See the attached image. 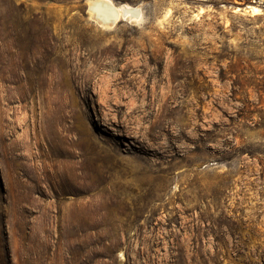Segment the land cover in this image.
<instances>
[{"label": "rangeland", "instance_id": "1", "mask_svg": "<svg viewBox=\"0 0 264 264\" xmlns=\"http://www.w3.org/2000/svg\"><path fill=\"white\" fill-rule=\"evenodd\" d=\"M114 1L0 0V264H264V0Z\"/></svg>", "mask_w": 264, "mask_h": 264}, {"label": "bare ground", "instance_id": "2", "mask_svg": "<svg viewBox=\"0 0 264 264\" xmlns=\"http://www.w3.org/2000/svg\"><path fill=\"white\" fill-rule=\"evenodd\" d=\"M88 11L100 22V26L112 27L120 20L138 21L143 18V11L139 6L129 3H116L114 0H86ZM235 11L242 10L251 14L261 13V8L256 5H249L248 8L235 6ZM202 12V11H201Z\"/></svg>", "mask_w": 264, "mask_h": 264}, {"label": "water", "instance_id": "3", "mask_svg": "<svg viewBox=\"0 0 264 264\" xmlns=\"http://www.w3.org/2000/svg\"><path fill=\"white\" fill-rule=\"evenodd\" d=\"M250 4H245L243 6H241L242 8H248Z\"/></svg>", "mask_w": 264, "mask_h": 264}]
</instances>
